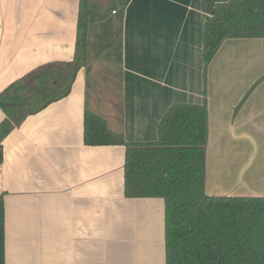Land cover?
Listing matches in <instances>:
<instances>
[{
    "label": "crops",
    "instance_id": "crops-1",
    "mask_svg": "<svg viewBox=\"0 0 264 264\" xmlns=\"http://www.w3.org/2000/svg\"><path fill=\"white\" fill-rule=\"evenodd\" d=\"M226 1L88 0L70 94L2 142L5 264H165L163 200L124 196L125 148L86 146V110L126 142H152L173 103L205 101L207 195L264 197V38L225 40L204 65L203 23ZM78 9L0 0V92L73 59Z\"/></svg>",
    "mask_w": 264,
    "mask_h": 264
},
{
    "label": "trees",
    "instance_id": "trees-1",
    "mask_svg": "<svg viewBox=\"0 0 264 264\" xmlns=\"http://www.w3.org/2000/svg\"><path fill=\"white\" fill-rule=\"evenodd\" d=\"M88 0H79L74 57L32 70L0 92L2 142L24 120L67 97L87 64ZM264 38V0L215 4L203 23L205 68L228 39ZM208 111L202 104L173 103L152 142H126L103 118L85 111L86 146H123L124 196L164 202L165 264H264V197L210 196L205 190ZM4 200L0 195V264H5Z\"/></svg>",
    "mask_w": 264,
    "mask_h": 264
},
{
    "label": "rangeland",
    "instance_id": "rangeland-1",
    "mask_svg": "<svg viewBox=\"0 0 264 264\" xmlns=\"http://www.w3.org/2000/svg\"><path fill=\"white\" fill-rule=\"evenodd\" d=\"M213 155H214L215 157H214ZM213 155H212V159H213V161L215 160V158H217L214 162H217V164L219 165L221 155H217V157H216L215 154H213ZM224 156H226V155H224ZM222 158H223V157H222ZM248 162H249V161H248ZM239 176H240V174H239ZM217 191H218V190H217ZM211 193H212V195H218L219 192H216V193H215V192H214V193L211 192Z\"/></svg>",
    "mask_w": 264,
    "mask_h": 264
}]
</instances>
